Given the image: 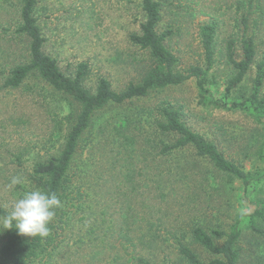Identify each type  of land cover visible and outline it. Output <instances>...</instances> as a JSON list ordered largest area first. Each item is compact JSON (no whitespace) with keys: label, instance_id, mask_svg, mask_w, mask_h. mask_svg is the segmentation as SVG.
<instances>
[{"label":"rangeland","instance_id":"rangeland-1","mask_svg":"<svg viewBox=\"0 0 264 264\" xmlns=\"http://www.w3.org/2000/svg\"><path fill=\"white\" fill-rule=\"evenodd\" d=\"M161 2L160 30H172L167 44L178 56L182 69L202 63L199 24L213 16L221 20L210 78L212 89L221 94L232 71L225 43L233 31L229 8L233 0ZM37 16L47 38L45 51L56 57L68 74L74 73L79 63L87 62L90 73L85 84L93 91L101 76L107 77L115 90L139 81L150 62L148 52L129 40L130 33L138 31L144 19L141 0H40ZM22 43L0 38V55L3 53L5 58L0 64L20 62L26 49ZM260 52H264V45ZM254 75L255 67L251 78ZM199 92L191 79L142 100L111 104L96 114L77 159L79 181L87 194L85 207L66 226L65 241L50 256L31 264H123L133 252L155 264H188L169 245L172 238L182 234V222L199 216L200 224L228 227L240 209L235 192L219 184L179 188L180 184L174 191L164 185L159 188L150 169L153 157L131 155L128 149L131 140L125 128L137 118L138 111L171 104L182 106L183 118L193 130L216 140L229 159L249 167L253 152L262 144L260 125L246 112L200 104ZM261 92L264 95V84ZM69 106L70 100L36 77L28 78L18 89L0 91V206L11 211L15 200L31 190L26 171L62 149L68 128L64 116ZM153 116L145 119L154 121ZM129 128H133V122ZM147 131L151 132L152 127ZM16 156H21L24 168ZM13 176H20L24 183L9 189ZM189 196L197 203L190 204ZM133 212L139 216L136 226ZM256 242V235L246 231L240 243L245 248L241 264L254 263L257 254L264 252V246ZM191 246L202 259L210 258L199 245Z\"/></svg>","mask_w":264,"mask_h":264},{"label":"trees","instance_id":"trees-1","mask_svg":"<svg viewBox=\"0 0 264 264\" xmlns=\"http://www.w3.org/2000/svg\"><path fill=\"white\" fill-rule=\"evenodd\" d=\"M39 1L0 0V38L23 42L26 47L25 53L20 55V62L7 66L0 64V91L18 89L28 78L36 77L70 100L68 113L64 116L68 128L62 149L37 161L26 171L31 190L55 192L62 206L55 209L47 237L21 236L14 228L4 230L0 264H31L50 256L65 241L66 226L85 207L87 194L79 181L77 159L99 111L111 104L125 105L148 98L154 92L182 85L191 79L196 81L200 90V104L249 114L261 127L262 144L253 152L250 166L246 167L229 159L216 140L193 130L183 118L182 106L165 104L156 110L146 112L142 108L138 111L137 118L131 120L133 128H129L131 122L125 128L129 133L127 139L131 140L128 149L131 155L153 157L150 169L159 188L164 185L174 191L173 188L180 184L183 185L179 188H205L219 184L235 192L240 204L227 228L224 224H200L199 216L189 217L181 223L182 234L172 238L169 245L188 264H241L245 249L240 244L241 238L248 230L256 235V245L264 246V95H261L264 52H260V46L264 45V37H261L264 35V0H233L229 4L233 13V31L225 43V56L232 71L225 79L221 94L212 89L210 79L216 63L221 21L217 16L199 24L202 63L182 69L178 56L167 44L172 30H160L163 2L141 0L144 19L139 30L130 33L129 40L133 46L148 52L150 62L143 76L139 81H130L121 90H115L111 81L101 76L93 91L85 84L90 73L87 62L79 63L75 72L68 74L62 70L58 59L45 51L47 38L37 16ZM1 59H5L3 53ZM253 67L255 75L251 78ZM149 116H153L154 121L145 119ZM148 127H152L151 132L147 131ZM16 158L24 168L21 156ZM165 164L167 166H162ZM189 201L190 204L197 203L194 199ZM8 211L0 206V214ZM138 217L133 212V226L137 225ZM192 243L202 247L210 258L202 259ZM123 264L155 263L141 253L133 252ZM252 264H264V252L258 253Z\"/></svg>","mask_w":264,"mask_h":264},{"label":"clouds","instance_id":"clouds-1","mask_svg":"<svg viewBox=\"0 0 264 264\" xmlns=\"http://www.w3.org/2000/svg\"><path fill=\"white\" fill-rule=\"evenodd\" d=\"M23 183L20 176H13L7 187L13 189ZM61 206L62 202L55 192L39 189L25 191L15 200L11 211L0 214V232L14 228L21 236L47 237L55 209Z\"/></svg>","mask_w":264,"mask_h":264}]
</instances>
